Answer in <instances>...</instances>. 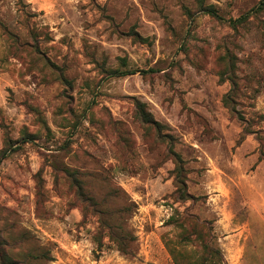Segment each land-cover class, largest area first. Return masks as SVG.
<instances>
[{
	"label": "rangeland",
	"instance_id": "374dc122",
	"mask_svg": "<svg viewBox=\"0 0 264 264\" xmlns=\"http://www.w3.org/2000/svg\"><path fill=\"white\" fill-rule=\"evenodd\" d=\"M182 234L264 264V0H0V264Z\"/></svg>",
	"mask_w": 264,
	"mask_h": 264
},
{
	"label": "trees",
	"instance_id": "16d2710c",
	"mask_svg": "<svg viewBox=\"0 0 264 264\" xmlns=\"http://www.w3.org/2000/svg\"><path fill=\"white\" fill-rule=\"evenodd\" d=\"M140 119L145 123L151 122L143 112H141ZM177 159L178 162L181 163L180 156H178ZM173 226H176L177 229H179L183 233V228H181V226L176 224H173ZM190 238L191 236L189 234L185 235L184 237L182 234L181 239L175 240L178 241L177 245H172V242L171 246L170 244H168V249L173 257L175 264H196V261H198L199 263L201 262V264H228L220 247L214 246L212 250L204 255L197 250V247L195 245L192 244ZM177 247L179 249H177ZM183 247H186L187 250H184ZM176 250H178L179 252H177Z\"/></svg>",
	"mask_w": 264,
	"mask_h": 264
},
{
	"label": "crops",
	"instance_id": "0c3cea01",
	"mask_svg": "<svg viewBox=\"0 0 264 264\" xmlns=\"http://www.w3.org/2000/svg\"><path fill=\"white\" fill-rule=\"evenodd\" d=\"M249 243L237 244L236 246H227L226 249H222L225 259L230 264H249L247 260V248ZM255 260V258L253 259Z\"/></svg>",
	"mask_w": 264,
	"mask_h": 264
}]
</instances>
